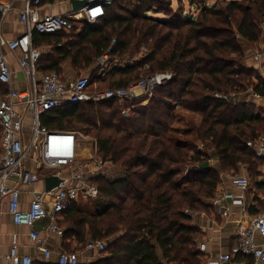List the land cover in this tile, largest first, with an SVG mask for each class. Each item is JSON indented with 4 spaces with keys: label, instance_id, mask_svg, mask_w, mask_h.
Listing matches in <instances>:
<instances>
[{
    "label": "trees",
    "instance_id": "trees-1",
    "mask_svg": "<svg viewBox=\"0 0 264 264\" xmlns=\"http://www.w3.org/2000/svg\"><path fill=\"white\" fill-rule=\"evenodd\" d=\"M173 1L111 0L93 24L74 21L70 31L33 37L54 47L41 53L40 73L61 76L67 63L90 69L89 92L125 88L143 74H173L146 105L112 99L45 114L47 128L92 137L97 155L121 169L117 177L91 179L99 200L73 202L61 213L66 251L73 240L78 249L105 242L101 257L89 264H162L159 252L168 263L200 264V231L192 216L210 209L220 182L218 170L202 164L214 155L222 173L243 166L256 174L257 159L246 142L264 136V115L254 102L230 98L249 89L264 98V79L245 66L239 41L260 39L264 0H231L223 7L187 0L195 15L182 7L184 0H175L176 9ZM142 48L146 53L136 57ZM105 54L110 69L98 77L96 60ZM126 57L133 61L122 63ZM176 109L198 115L199 124L174 127Z\"/></svg>",
    "mask_w": 264,
    "mask_h": 264
},
{
    "label": "built area",
    "instance_id": "built-area-1",
    "mask_svg": "<svg viewBox=\"0 0 264 264\" xmlns=\"http://www.w3.org/2000/svg\"><path fill=\"white\" fill-rule=\"evenodd\" d=\"M15 1L24 4L18 15L19 22L25 26L24 35L20 39L6 40L0 22V85L7 88L6 90L0 88V216L2 204L7 199L8 213L14 225L31 227L35 222L46 219L48 221L46 231L61 237L63 236V229L59 226L61 213L80 198L99 197L97 186L91 179L82 180V173L91 177H105L103 172L105 164L101 159H96L92 163H84L73 169L77 141L85 140L84 134L73 130H50L40 123L41 117L52 110L84 102L142 99L141 104H144L143 102L152 97L159 86L173 79V74L155 72L141 76L139 80L125 88L89 92L91 84L89 75L65 80L54 72L40 73L38 61L41 53L31 43L33 34L70 31L73 22L77 20L93 24L104 16L105 8L111 5V0H87L88 5L80 13L62 15H40L42 0ZM9 10V4H0L1 18H4ZM3 48L9 51L23 49L25 57L20 59L19 67L29 83L26 90L9 88L11 71ZM263 57L264 48L255 52L252 59L258 63ZM108 62V54L98 58V77L104 76L105 71L110 69ZM144 69H148V66L145 65ZM251 94L253 97H259L255 93ZM176 108L179 106L176 105ZM27 113L31 114V124L26 137L24 128ZM122 114L126 116L127 112L122 111ZM246 147L253 151L255 159L261 160L264 164V136L247 141ZM63 169H70V178L63 176L61 171ZM46 176L58 177L60 183L50 191L35 194L28 208L22 210L19 207L18 186L33 184ZM233 185L238 194L223 192L209 201L211 208L219 216L230 215L227 207L229 201L232 204L244 203V193L250 188V181L245 176L237 175L233 178ZM234 229L236 240L230 250L217 259H209L206 264H226L237 255L251 257L255 263H264V241L257 242V236L264 238V215L247 216L243 210L239 218L234 220ZM29 237L43 257L49 259L51 252L45 247L39 233L31 231ZM17 246V235L13 234L9 251L4 255V264H34L30 256L18 254ZM105 246V242L100 240L88 241L85 244L86 249L100 252L104 251ZM199 250L204 251L205 245L200 244ZM57 264H78L77 254L61 253Z\"/></svg>",
    "mask_w": 264,
    "mask_h": 264
},
{
    "label": "crops",
    "instance_id": "crops-1",
    "mask_svg": "<svg viewBox=\"0 0 264 264\" xmlns=\"http://www.w3.org/2000/svg\"><path fill=\"white\" fill-rule=\"evenodd\" d=\"M70 1L71 0H42L41 7L39 9V14L40 15H48V14L62 15V14H72V13L77 14V12H74L72 10ZM2 3L10 5V10L6 14V16L4 18H1L0 16L3 35L5 39L8 41L13 39H20L25 33V26L19 22L18 15L19 12L24 8V4L20 1H15V0H0V4ZM80 12L81 11H78V13ZM34 35L35 33L32 36V40H31L32 45L37 49H39L40 53L42 54L52 53L51 51L54 49V47L41 44L40 43L41 39L39 40L38 37L33 38ZM259 41L261 44L262 40L260 39ZM262 48H264V45L258 51H260ZM3 53L11 71V82L9 88L19 91L26 90L29 86V83L27 79L24 77L19 67L20 59L25 57L23 49L17 48L13 51H9L7 48H3ZM258 63L259 66H257L255 69L259 73V75L262 76V78L264 79V57ZM72 71L73 70L68 63L63 65L61 71L62 78L65 80L74 79L72 78V76H70ZM0 88H2L3 90L5 89L4 85H0ZM230 99L233 103H237V104L254 102L258 107L262 109L261 110L262 113L260 112V114L264 115V98L253 97L251 93L248 94L246 93V94L232 95ZM63 110L60 109L59 111H55V112L62 113ZM183 113L187 114L188 116V121L185 124V126L188 127V125H190L191 122L194 123L195 125L199 124L200 117L198 115L186 111H183ZM45 116L46 115H43L41 117L40 123L43 126L47 127L44 124L47 121ZM30 121H31V114L27 113L25 117V128H24V134L26 137L28 136L30 131L29 130L31 124ZM49 126L50 124L48 125V127ZM187 127L184 128L182 127V129L185 130L187 129ZM84 136H85V140L78 139L77 141L76 160L73 164V169H76L77 167L81 166L84 163H92L93 160L101 159L97 155L95 140L92 137L87 136L85 134ZM208 163L210 166L215 167L220 174V182L217 186L215 195L222 194L223 192H232L234 194H238L239 192L235 189L233 185V178L237 175L247 177L248 180L250 181V188L244 193L243 204H232L230 201L227 203V207L229 208L230 211L229 212L230 215L228 217H222L217 215L211 207L206 211H200L199 213H196L195 215L192 216V224L196 226L200 231V236L196 241V247L197 250L199 251L200 264H206V262L209 259H217L219 256L227 253L230 250L231 246L235 243L236 240L235 231H234L235 230L234 220H236V218H239L241 211L244 210L247 213V216L264 215V173H263L264 164L261 160H257V165L255 170L256 174L250 173L249 170L243 166L239 167V171L242 170L241 171L242 174H235V172L233 171L229 173H222L220 171L218 160L216 157H214V155H211V160ZM104 164L105 166L103 167V172L105 173L104 175L105 177L113 178L119 176L118 174L121 172V169L119 167L113 166L109 162H104ZM61 171L65 178H70L71 176L70 169H63ZM39 174L41 176L40 172ZM92 178L93 177L87 175L86 173H82V180L88 181L89 179ZM18 188L20 191L19 207L22 210L28 208L29 203L33 200L35 194H40L46 191L42 178H39V180L33 184L27 186L20 185L18 186ZM80 199H78L77 201H80ZM97 199H100V196ZM61 219L62 217L60 218V220ZM47 224L48 221L44 219L35 222L31 227L14 225L11 216L8 213L7 199H5L2 204L1 216H0V263L1 264L5 263L4 255H6L9 251L10 239L13 234L17 235V243H18L17 252L19 255L30 256L33 262L36 264L57 263V259L59 255L61 253L66 252L64 248L65 243L63 242L62 239L63 236L60 237L56 234H50L46 231ZM31 231H37L39 233V236L43 239L45 247L51 252V257L49 259H45L42 253L35 248L34 243L31 241L29 237V233ZM263 241H264L263 237L257 236L258 243H261ZM200 244L205 245L204 251L199 250ZM71 251L77 254L79 264H89L101 257L100 251L86 249L85 246L82 249H78V244L74 240L71 242ZM66 253H70V252H66ZM158 254L162 264H172L162 259L161 252H159ZM226 264H264V263L261 262L255 263L251 257H247L244 255H237Z\"/></svg>",
    "mask_w": 264,
    "mask_h": 264
},
{
    "label": "rangeland",
    "instance_id": "rangeland-1",
    "mask_svg": "<svg viewBox=\"0 0 264 264\" xmlns=\"http://www.w3.org/2000/svg\"><path fill=\"white\" fill-rule=\"evenodd\" d=\"M229 1H231V0H207L206 1V5L208 7H211L214 4H217L218 7H223ZM240 1H242V0H240ZM125 5H128V4L126 3ZM173 7H174V9H176L178 7V5L175 3V0L173 1ZM182 7L185 8V10L188 11L189 13H192L194 15L197 13V11H196L197 8L196 7L189 6L187 0H184L183 1ZM260 28H261V32H262L261 37H260V39L262 40V43L261 44H260V41H259L260 39L257 42H252V43L251 42H247L245 40H241V39L239 40L240 41L241 48H242V51L244 53V60H243V62L245 64V66H248L250 68H253L254 70H256L255 68L257 66H259L258 65L259 63L253 61V59H252L253 54L255 52H257L264 45L263 44L264 43L263 42V40H264V18L261 19ZM144 53H146V50L144 48H142L140 50V53L137 54L136 57H139L140 55H142ZM130 60H131L130 57H126L122 61V63H124L125 61H130ZM93 67H92V69H93ZM95 67H99L98 59L96 60V66ZM72 70L73 71L71 72V75H70V76H72V78H77V77L83 76V75H89L90 78H91V75H90L91 74V70L90 69L89 70H76V69H73L72 68ZM147 75H149V74H143L142 76H147ZM258 75H259V73H258ZM92 81H93V79H92ZM97 85H98V83H97ZM95 87H98V86H92V90H95ZM96 90H98V89L96 88ZM248 93H250V89L247 91V94ZM153 95H152V97H153ZM150 98H148L147 101H144L143 102L144 104H141V105H146L148 103V101H149ZM261 110H260V112L262 113ZM175 111H176V113H174V116L175 117H174V120H173V126L176 127V128H180V129H182V127L183 128L184 127H187V126H185V124L188 121L187 114H184L183 111L182 110H179V109L178 110L176 109ZM191 139H193V138H191ZM197 144H198L199 147H202L203 148V145L201 144V142L197 141ZM241 171L238 170V171L235 172V174H242ZM96 200H99V199H92V200H89V199H80L79 202H81V203H87L89 201L90 202H93V201H96ZM70 250L71 249H68L67 251H70Z\"/></svg>",
    "mask_w": 264,
    "mask_h": 264
},
{
    "label": "water",
    "instance_id": "water-1",
    "mask_svg": "<svg viewBox=\"0 0 264 264\" xmlns=\"http://www.w3.org/2000/svg\"><path fill=\"white\" fill-rule=\"evenodd\" d=\"M71 8L74 12L81 11L84 7L88 5L87 0H71L70 1ZM209 166L208 162L202 164V169H205ZM43 183L46 191H50L55 188L59 183L60 179L55 176H46L43 178Z\"/></svg>",
    "mask_w": 264,
    "mask_h": 264
}]
</instances>
